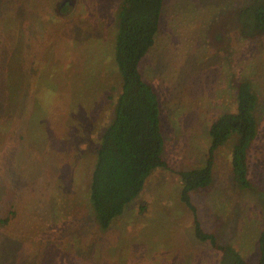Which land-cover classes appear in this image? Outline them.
<instances>
[{
  "label": "rangeland",
  "instance_id": "rangeland-1",
  "mask_svg": "<svg viewBox=\"0 0 264 264\" xmlns=\"http://www.w3.org/2000/svg\"><path fill=\"white\" fill-rule=\"evenodd\" d=\"M121 1L0 0V185L12 180L19 190L13 203L0 193V214L11 203L17 213L0 228V264H217L193 237L178 172L203 165L209 127L234 110L243 79L258 99L247 154L253 189L232 181L231 140L192 202L206 232L255 263L264 226V38L242 37L234 19L250 0H164L141 73L160 101L169 168L152 172L107 230L96 226L87 185L107 97L120 87L111 61Z\"/></svg>",
  "mask_w": 264,
  "mask_h": 264
},
{
  "label": "trees",
  "instance_id": "trees-1",
  "mask_svg": "<svg viewBox=\"0 0 264 264\" xmlns=\"http://www.w3.org/2000/svg\"><path fill=\"white\" fill-rule=\"evenodd\" d=\"M163 5L164 0H122L116 13L111 63L120 87L116 95L107 97L111 99L109 121L92 147L87 185L90 214L101 231L123 215L143 191L152 172L169 168L163 157L160 101L141 73L142 60L159 31ZM234 19L242 37L264 38V0H250L235 12ZM234 94V110L221 113L209 127L210 140L203 165L178 172L179 200L191 214L194 239L208 244L217 253V264H264V226L257 237L258 259L250 263L232 246L219 243L214 234L203 229L192 202V194L207 189L212 182L215 152L231 140L234 141L230 160L232 181L239 190L253 189L248 178L247 154L257 135L258 99L252 83L246 79L235 82ZM15 169L21 171L17 165ZM17 187L15 181L5 180L0 193L15 200ZM11 204L0 214V228L17 215ZM144 210L140 206V213Z\"/></svg>",
  "mask_w": 264,
  "mask_h": 264
}]
</instances>
